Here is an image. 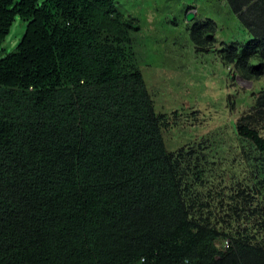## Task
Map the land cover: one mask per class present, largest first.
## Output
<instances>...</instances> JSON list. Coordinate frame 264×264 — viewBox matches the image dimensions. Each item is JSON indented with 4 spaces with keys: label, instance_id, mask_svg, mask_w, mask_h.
<instances>
[{
    "label": "trees",
    "instance_id": "16d2710c",
    "mask_svg": "<svg viewBox=\"0 0 264 264\" xmlns=\"http://www.w3.org/2000/svg\"><path fill=\"white\" fill-rule=\"evenodd\" d=\"M226 1L251 38L217 52L259 80L264 0ZM17 17L0 59V264H264V90L219 186L200 151L167 149L114 0H0V46Z\"/></svg>",
    "mask_w": 264,
    "mask_h": 264
},
{
    "label": "rangeland",
    "instance_id": "374dc122",
    "mask_svg": "<svg viewBox=\"0 0 264 264\" xmlns=\"http://www.w3.org/2000/svg\"><path fill=\"white\" fill-rule=\"evenodd\" d=\"M114 2L125 17L137 25L138 29H130V45L156 112L164 114L169 122L164 131L167 148L174 152L190 147L197 155L199 145L210 150L206 156L214 157L211 163L216 165L210 167L217 179L224 176L220 171L222 167L240 171V164L231 158L234 156L229 150L238 149L237 141H233L235 122L262 91L264 76L250 81L233 72L237 75L233 77L232 68L228 70L216 52L201 50L191 37L194 24L205 25L210 19L216 24L219 43H246L249 34L227 1ZM188 14H193L191 21ZM15 19L10 34L0 46V59L13 52L25 34L28 22L20 17ZM205 159L208 166L209 160ZM221 184L224 185V179Z\"/></svg>",
    "mask_w": 264,
    "mask_h": 264
},
{
    "label": "clouds",
    "instance_id": "9594fccd",
    "mask_svg": "<svg viewBox=\"0 0 264 264\" xmlns=\"http://www.w3.org/2000/svg\"><path fill=\"white\" fill-rule=\"evenodd\" d=\"M228 3V2H227ZM190 10H192L191 8L190 9H188L187 10V13L188 12H190ZM189 15H193V14H188V16ZM188 16H187V18H188ZM238 19V18H237ZM189 20V19H188ZM192 20V19H191ZM191 20H189V21H191ZM239 20V19H238ZM206 23H208V25H209V27L210 28H214V37H215V42H212V44H210V46H202L201 47V50H203V51H209L210 50V47H214L213 49H212V51H214V52H216L217 53V55L219 56V58L221 59V61L223 62V64L228 68V70H231V68H232V70L230 71V73L233 75V77L234 76H237L236 74H238V75H240L241 76V74H240V72L238 71L239 70V68H238V65L236 64V61H238V58L237 57H232V60L231 59H229V61L228 60H223V58H221V56H220V54H219V52H217L218 50H221L222 48L223 49H225L226 47H228L229 45H231V44H239V43H234V42H231V43H224V42H221V43H219L218 42V40H217V38H216V24L212 21V20H210V19H208L207 21H205ZM240 22V21H239ZM212 23V24H211ZM240 24H241V22H240ZM195 25V24H194ZM242 25V24H241ZM242 27H243V25H242ZM244 28V27H243ZM245 29V28H244ZM192 30H193V28H192ZM246 30V29H245ZM247 31V30H246ZM192 32V31H191ZM247 33L249 34V39L251 38V33L249 32V31H247ZM7 38V37H6ZM248 39V40H249ZM194 41V40H193ZM20 43V42H19ZM194 44H196L197 46H198V44L195 42ZM245 44V43H244ZM239 45H243V44H239ZM18 46V45H17ZM17 48V47H16ZM228 57V56H227ZM236 73V74H234V73ZM242 77V76H241ZM243 78V77H242ZM262 78V77H261ZM260 78V79H261ZM245 79V78H244ZM248 80V79H247ZM250 81H257V80H250ZM264 88V87H263ZM262 88V91L264 90ZM151 95V94H150ZM261 96V91L260 92H258V96L257 95H255V99H254V102H253V104H252V106L244 113H242V115L243 114H248V113H250L251 112V110H252V107L255 105V102H256V100L258 99V97H260ZM242 115H240L239 116V118L236 120V122H235V129H236V132L234 131V139H233V141H237V139H236V137H237V134H238V123H239V119L241 118V116ZM165 141V140H164ZM166 144V143H165ZM167 147V146H166ZM193 148H197V147H193ZM230 148V147H229ZM168 149V148H167ZM169 150V149H168ZM180 150H185L186 152H191V151H193V152H195V150L194 149H192V148H190V147H183V148H180V149H176V150H174V152L173 151H171V150H169V151H171V152H173V154L174 153H176V152H178V151H180ZM199 150H200V155L199 156H202V154H203V156L204 157H207L208 158V160H209V162L211 163V159L212 158H214V157H212L211 155H209V156H206V155H208V153H209V151L210 150H206V149H204V147H201V145H199ZM232 150V149H231ZM207 151V152H206ZM237 151V150H236ZM232 156H234L235 157V155L236 154H234L233 152H232ZM214 156H216V152L214 153ZM234 157H231V158H233L234 159ZM230 158V157H229ZM234 161H236V159H234ZM214 165H216V163H214ZM210 166H212V165H208L207 167L209 168ZM210 169V168H209ZM211 171H212V168L210 169ZM221 173H224V176H222V179H217L216 178V180L218 181V185L219 186H221V181L224 179V178H226V176H231V177H234V173H236V171H234V170H232L231 168H225V167H222L221 168ZM215 177V176H214ZM217 241V247L219 248V249H224V248H226L227 246H229V240H228V238L227 237H225V236H222L219 240H216Z\"/></svg>",
    "mask_w": 264,
    "mask_h": 264
},
{
    "label": "water",
    "instance_id": "95a60500",
    "mask_svg": "<svg viewBox=\"0 0 264 264\" xmlns=\"http://www.w3.org/2000/svg\"><path fill=\"white\" fill-rule=\"evenodd\" d=\"M193 18V15H189L188 19L191 20Z\"/></svg>",
    "mask_w": 264,
    "mask_h": 264
}]
</instances>
